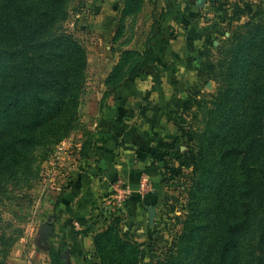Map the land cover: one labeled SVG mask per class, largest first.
<instances>
[{"label": "rangeland", "instance_id": "rangeland-1", "mask_svg": "<svg viewBox=\"0 0 264 264\" xmlns=\"http://www.w3.org/2000/svg\"><path fill=\"white\" fill-rule=\"evenodd\" d=\"M39 1L53 14L44 34L70 36L82 51L69 52L75 64L74 100L67 103L66 96L58 108L59 133L52 136L55 129L45 130L44 141L31 149L29 171L4 168L0 172V264H100L93 236L113 217L121 218V208L113 205L112 191L98 196L96 206L95 197H89L85 204L93 205L91 213L73 224L74 208L84 204L76 179L85 169L83 156L101 147L97 122L103 110L129 88L128 92L142 91L150 85L151 67L157 68L153 47L171 9L170 1ZM35 2L29 0L28 12ZM193 14L197 52L186 67L174 70L184 78L177 86L181 100L177 118L184 136L169 156L154 165L160 178L155 203L148 201L155 207L153 220L146 221L139 234L124 220L120 224L133 241L144 243L143 264L182 256L190 249L194 228L200 233L197 228L213 219L221 224L228 209L239 214L244 208L238 179L232 183L235 174L231 178L224 170L227 166L219 162L229 148H241L246 140L244 128L255 99L252 85L259 87L261 79L260 64H249V58L255 56L264 34V0H206L202 7L194 6ZM14 23L19 30L18 17ZM16 37L25 36L16 32ZM57 54H62V48ZM68 121L69 128L63 129ZM3 145L0 140V155ZM95 156L96 161L102 158L99 152ZM149 185L152 189L154 183L149 181ZM226 192L233 197L231 204ZM249 199L260 209L253 210L252 239L248 236L246 250L238 257L241 264H262L264 234L259 239L257 220L264 216V197L251 195ZM44 224L54 227L46 243L41 241ZM65 252L66 260L61 257Z\"/></svg>", "mask_w": 264, "mask_h": 264}, {"label": "trees", "instance_id": "trees-1", "mask_svg": "<svg viewBox=\"0 0 264 264\" xmlns=\"http://www.w3.org/2000/svg\"><path fill=\"white\" fill-rule=\"evenodd\" d=\"M28 3L29 0H0V16L3 17L0 22V140L4 141L0 172L4 168L29 171L31 149L44 141V132L48 128L55 129L50 132L52 136L59 133L56 130L61 129L56 125V113H60L58 108L66 96L67 103L74 100L71 89L75 64L69 58V52L82 50L70 36L52 32L45 35L43 28L52 21L53 14L39 0L28 12ZM15 17L20 19L19 30L15 27ZM16 32L25 37L17 38ZM60 48L62 54L58 57ZM257 61L261 79L258 81L259 87L252 85L255 99L244 128L246 140L241 148H229L219 162L227 166L224 170L229 171L231 178L235 174L232 183L238 179L244 208L239 214L228 209L226 219L221 224L213 219L206 226L197 228L200 233H196L194 228L190 249L175 260L171 257L157 264H188L189 259V264H241L238 254L246 250L248 236L252 239L249 222L256 217L253 210L260 209L258 205H251L249 196L264 197V34L256 47L255 56L249 58V64H256ZM69 124L68 121L67 126H62L63 129H68ZM178 130L177 142L171 148L176 147L184 136L180 126ZM167 153L169 155L170 150ZM236 160H239L238 164ZM134 194H130L121 210L122 219L113 217L105 228L93 236V250L100 264L144 263V243L133 241L128 229L120 228L122 220L133 222L129 201ZM225 195L231 204L233 197H229V192ZM257 221L261 228V239L264 216Z\"/></svg>", "mask_w": 264, "mask_h": 264}, {"label": "crops", "instance_id": "crops-1", "mask_svg": "<svg viewBox=\"0 0 264 264\" xmlns=\"http://www.w3.org/2000/svg\"><path fill=\"white\" fill-rule=\"evenodd\" d=\"M169 1L171 9L153 47L157 68L151 67L150 85L142 91L137 88L140 92L136 88H133L134 92H128L129 88L107 106L98 119L101 147L83 156L85 169L77 176L79 184L76 189L84 197V204L74 208L73 224H78L91 213L93 205L85 204L89 197H95L96 206L100 200L98 198L97 203L96 198L110 193L117 180L135 189L139 180L146 178L154 186L147 197L132 191L135 194L129 206L133 222L128 223L138 234L145 230L143 226L148 222L145 220L146 207L158 197L156 183L160 177L154 165H158L164 156H169L167 152L170 150L171 153L175 148L171 146L179 135L177 111L181 100L177 97L180 88L177 86L183 84L184 78L182 72L175 75L174 70L186 67L197 52L195 36L198 29L193 28L196 25L193 22L196 0ZM98 152L102 158L96 161Z\"/></svg>", "mask_w": 264, "mask_h": 264}, {"label": "built area", "instance_id": "built-area-1", "mask_svg": "<svg viewBox=\"0 0 264 264\" xmlns=\"http://www.w3.org/2000/svg\"><path fill=\"white\" fill-rule=\"evenodd\" d=\"M134 190L141 196H144L151 191V187L146 178H141L135 189H132L129 185L119 182V180L115 182L111 189L113 193L111 192L112 195H109L111 196V200H113V205L120 207L122 210L125 207L126 201L128 200L130 194Z\"/></svg>", "mask_w": 264, "mask_h": 264}, {"label": "water", "instance_id": "water-1", "mask_svg": "<svg viewBox=\"0 0 264 264\" xmlns=\"http://www.w3.org/2000/svg\"><path fill=\"white\" fill-rule=\"evenodd\" d=\"M206 0H196V6L202 7ZM146 210L148 212V221L151 222L155 215V207L152 205H149L146 207ZM54 233V227L51 224H44L42 226V232H41V241L43 243H46V238ZM67 253L61 255V257L66 260Z\"/></svg>", "mask_w": 264, "mask_h": 264}]
</instances>
